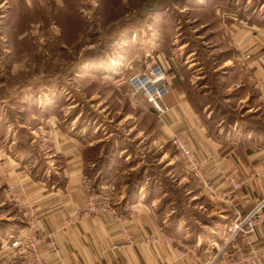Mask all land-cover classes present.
I'll list each match as a JSON object with an SVG mask.
<instances>
[{
	"label": "crops",
	"instance_id": "1",
	"mask_svg": "<svg viewBox=\"0 0 264 264\" xmlns=\"http://www.w3.org/2000/svg\"><path fill=\"white\" fill-rule=\"evenodd\" d=\"M42 1L23 0L29 7H36ZM203 1L206 0L196 4L202 5ZM235 6L241 7L243 14L222 12L219 7L214 10L217 30L209 32L208 39L213 35L220 47L216 59V70H222L220 101L226 108L224 111L234 115V121L225 123L222 116L214 123L210 102L201 109L193 105V91L206 101L216 96L205 91L198 78L183 77L178 68L183 59L178 63L171 61L172 65L167 63L169 91L162 97L166 111L162 117L156 114V121L159 139L172 147V136L180 134L202 161L209 180L219 189L227 187L222 182L228 174L258 175L250 185L234 193L233 201L226 202L209 196L192 178L195 183L192 188L198 192L188 187L187 194L193 192L192 200L200 197L204 202L194 204L196 210L189 212L190 218L185 219L174 214L173 201L163 203L167 193L159 178L142 173L146 169L144 154L131 160L137 154L127 151L128 145L118 144L114 138V144H118V160L110 169L111 179L104 184L115 186L116 208L120 214L133 211L126 220L132 242L118 230L109 214L86 218L69 230L55 234V244L64 264H207L213 257V245L222 241L236 211L246 213L256 198L264 195V3L237 0ZM204 68L201 65L200 69ZM32 99L28 97L24 103H32ZM43 99L50 102H45L44 110L31 114L34 125L12 122L0 131V244L9 232L22 230L30 218L40 231H54L60 221L83 208L80 181L83 176L90 177L86 172L87 148L110 139L114 132L109 129L106 133L82 124V112L72 115L71 108L76 103H68V99L60 101L52 95H45ZM6 103L0 101V120L12 107ZM25 139L27 148L20 146ZM176 158L165 149L161 159L173 166L172 172L177 169ZM126 171H138V182L130 194L123 180ZM178 178L172 181L179 183L185 179ZM10 184L15 186L14 194L7 189ZM20 184L22 191L18 189ZM163 232L173 238L171 243L160 242L151 247L143 243L149 234ZM247 240L254 251L249 261L241 264H264V225L258 226ZM42 256L46 264H57V257L48 245L42 248Z\"/></svg>",
	"mask_w": 264,
	"mask_h": 264
},
{
	"label": "rangeland",
	"instance_id": "2",
	"mask_svg": "<svg viewBox=\"0 0 264 264\" xmlns=\"http://www.w3.org/2000/svg\"><path fill=\"white\" fill-rule=\"evenodd\" d=\"M190 2L194 0H43L29 7L23 0H0V101L12 106L0 120V131L12 122L34 125L31 114L50 102H44L45 95L68 99L76 103L72 115L82 112V124L106 133L112 129L116 142L137 154L131 160L144 154L142 173L167 176L181 198L179 205L196 210L193 197H183L187 184L195 183L179 152L172 148L178 165L171 172L173 166L161 159L170 146L159 139L157 119L127 96L128 78L147 60L165 65L188 60L176 66L184 78L197 80L204 78L206 69L200 68L208 66L206 60L216 67L212 54L220 47L212 33L207 38L217 24L205 22L217 15L200 11L199 4L189 7ZM27 96L34 98L32 103H24ZM137 173L126 171L123 180L136 181ZM178 176L185 179L171 181Z\"/></svg>",
	"mask_w": 264,
	"mask_h": 264
},
{
	"label": "built area",
	"instance_id": "3",
	"mask_svg": "<svg viewBox=\"0 0 264 264\" xmlns=\"http://www.w3.org/2000/svg\"><path fill=\"white\" fill-rule=\"evenodd\" d=\"M183 63H188V60H183ZM169 69L168 64L147 60L141 69L136 70L128 78L127 96L130 101L138 106L152 107L157 115L162 117L166 111V107L162 104V97L169 91L166 83ZM262 97L264 98V89ZM170 141L179 152L188 173L197 181L201 189L222 202L233 201L234 193L250 185L258 175V173L242 176L228 174L222 182L227 187L219 189L217 184L209 180L202 161L198 159L180 134H174ZM7 189L14 194L13 184L8 185ZM18 189L22 191L23 185L20 184ZM80 189L84 196L83 208L60 221L56 230L42 232L35 220L30 218L22 230L9 232L5 241L0 244V264H46L42 256V248L47 245L57 257V264H64L55 244V234L69 230L83 219L96 218L102 214H109L118 230L128 236V242H132L129 239L130 233L126 220L133 211L128 215L118 212L115 186L111 183L95 184L90 177L83 176ZM260 225H264V195L256 198L254 205L246 213L236 211L226 226V234L222 241L213 245V257L207 264H241L249 261L254 250L247 238L254 234ZM172 241L173 238L163 232L160 235L149 234L144 238L143 243L151 247L156 243H171ZM117 247L113 246V248Z\"/></svg>",
	"mask_w": 264,
	"mask_h": 264
},
{
	"label": "trees",
	"instance_id": "4",
	"mask_svg": "<svg viewBox=\"0 0 264 264\" xmlns=\"http://www.w3.org/2000/svg\"><path fill=\"white\" fill-rule=\"evenodd\" d=\"M237 0H206L202 5H199L200 7V11H209V12H213V10H215V8L219 7L220 10L223 12H227V11H237L240 14H243L241 7H238V10L235 6ZM242 1V0H240ZM257 3H264V0H254V2ZM195 2V1H194ZM190 3L189 7H197L198 5L195 3ZM171 3V2H170ZM162 4V3H161ZM163 5V4H162ZM143 9V7H142ZM204 9V10H203ZM141 11V10H140ZM140 17H142V14H139ZM261 18V16H260ZM216 18H214V20H208V22H206L207 24H216ZM209 34H208V38L209 39ZM212 55H214L213 57V62L216 63V59L219 58V53H213ZM206 57V55H205ZM207 59V57H206ZM207 65L205 67V76L202 80H199V84L203 87V89L205 91H210L213 95H215L216 97L212 98L210 97L209 100H204L203 97L201 95H199L198 93H196L195 91H193L194 93H191V101L193 103V105H195V107H197L198 109H201L203 106H205L206 102H210L212 105V108L214 110V118L213 121L214 123L219 121L220 119H222V116H224V122L225 123H232L234 121V115L232 113L228 114V112L224 111L225 106L223 103H221L220 99L223 95V93L221 92V88H220V84H221V73L218 72L216 70V67H210L209 65V60H206ZM212 68V69H210ZM211 70V71H210ZM204 85V86H203ZM142 107V106H141ZM146 108L148 114L154 116V118H157L156 116V111L152 108V107H143ZM213 123V122H212ZM113 139L114 136L110 137V139L107 140V143L103 144V143H97L95 145H93L92 147L87 148V152L85 153V157L87 160V169L86 172L87 174L92 178V180L94 181L95 184H101V183H106L109 182L108 180L111 179L109 173L112 171H110L111 168H113V166L115 165V161L118 160V153H117V149L114 148V143H113ZM171 143V142H170ZM172 145V143H171ZM21 147H26V139L23 143L20 144ZM170 146V145H169ZM27 148V147H26ZM172 148H174V146L172 145V147L170 146L169 151L171 154H173V150ZM175 149V148H174ZM93 164L92 167H90V164ZM149 175H156L157 178H159V180L162 182V186H163V191H166V196L163 200V203L166 205L168 202L173 201L174 206H175V212L174 214L179 216V217H183L185 219H189L191 216V213H189L187 211V209L184 208V206L179 205L180 199L179 196H177V193L174 192V188L172 187V185L168 184V179L163 175V177H160L157 173L154 174V172L152 171V173H149ZM150 177V176H149ZM136 181H138L136 179ZM134 179L130 180L129 182L127 181L128 184V194L132 193V191L135 190V186L136 182ZM172 181V180H171ZM190 187V189H193L194 193H197L198 190L192 188L191 184H187L186 186V190L187 188ZM173 193H170L171 191ZM185 191V190H184ZM187 193L183 192V197H187L186 196ZM193 192L191 193L192 196ZM200 202H204L203 198L198 197L197 200H193L191 202L192 205L194 204H198Z\"/></svg>",
	"mask_w": 264,
	"mask_h": 264
},
{
	"label": "water",
	"instance_id": "5",
	"mask_svg": "<svg viewBox=\"0 0 264 264\" xmlns=\"http://www.w3.org/2000/svg\"><path fill=\"white\" fill-rule=\"evenodd\" d=\"M145 10H146V6L143 7V9L140 13L142 14Z\"/></svg>",
	"mask_w": 264,
	"mask_h": 264
}]
</instances>
